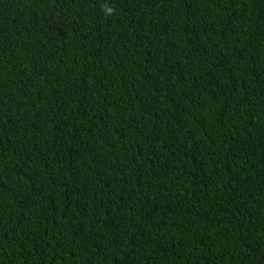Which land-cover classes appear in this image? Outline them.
Masks as SVG:
<instances>
[{
    "label": "trees",
    "instance_id": "16d2710c",
    "mask_svg": "<svg viewBox=\"0 0 264 264\" xmlns=\"http://www.w3.org/2000/svg\"><path fill=\"white\" fill-rule=\"evenodd\" d=\"M0 264H264V0H0Z\"/></svg>",
    "mask_w": 264,
    "mask_h": 264
}]
</instances>
